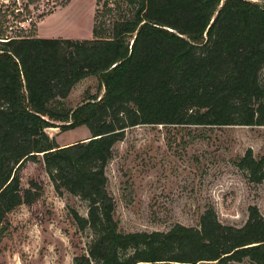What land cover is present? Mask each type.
Here are the masks:
<instances>
[{
  "label": "trees",
  "instance_id": "obj_1",
  "mask_svg": "<svg viewBox=\"0 0 264 264\" xmlns=\"http://www.w3.org/2000/svg\"><path fill=\"white\" fill-rule=\"evenodd\" d=\"M126 1L130 11H100L91 39L0 37V233L14 209L40 196L34 181L23 188L21 169L42 156L56 191L88 202L87 216L72 209L92 236L73 264H264L257 205L240 227L208 208L199 226L124 232L106 174L132 126L264 125V0ZM89 76L103 82V95L63 106ZM83 125L92 136L63 146L47 132ZM238 166L250 182L264 181V155L252 148Z\"/></svg>",
  "mask_w": 264,
  "mask_h": 264
},
{
  "label": "rangeland",
  "instance_id": "obj_2",
  "mask_svg": "<svg viewBox=\"0 0 264 264\" xmlns=\"http://www.w3.org/2000/svg\"><path fill=\"white\" fill-rule=\"evenodd\" d=\"M117 5L131 10L126 0H0V37L91 39L100 11ZM110 19L108 15L107 24ZM103 93V82L89 76L75 85L63 106L76 107L88 96ZM47 132L67 144L89 129L63 131L55 126ZM249 148L256 157L264 155V125L129 127L106 167L119 228L129 232L167 231L176 223L199 226L208 208L215 209L222 223L238 227L248 220L251 205L264 215V181L250 182L238 166ZM21 179L23 188L36 182L40 196L8 215L7 228L0 233V264H73L92 239L72 215L75 209L87 216V200L56 191L42 156L24 163ZM228 264L252 263L246 258Z\"/></svg>",
  "mask_w": 264,
  "mask_h": 264
},
{
  "label": "crops",
  "instance_id": "obj_3",
  "mask_svg": "<svg viewBox=\"0 0 264 264\" xmlns=\"http://www.w3.org/2000/svg\"><path fill=\"white\" fill-rule=\"evenodd\" d=\"M83 126H85V125H83ZM83 126H80L79 128H81V127H83ZM87 127V126H86ZM88 128V127H87ZM92 136V134H91V132H90V130H89V133H87V134H82V136L81 137H79V138H76V139H74V141L73 142H70V143H67V144H71V143H74V142H77V141H82V140H86V139H89L90 137ZM58 141V140H57ZM58 143L60 144V145H67V144H61L59 141H58Z\"/></svg>",
  "mask_w": 264,
  "mask_h": 264
}]
</instances>
